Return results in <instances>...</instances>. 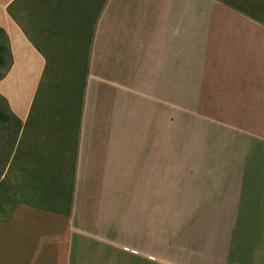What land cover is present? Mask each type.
<instances>
[{
	"label": "crops",
	"instance_id": "0c3cea01",
	"mask_svg": "<svg viewBox=\"0 0 264 264\" xmlns=\"http://www.w3.org/2000/svg\"><path fill=\"white\" fill-rule=\"evenodd\" d=\"M0 34V264H264V0H0Z\"/></svg>",
	"mask_w": 264,
	"mask_h": 264
},
{
	"label": "rangeland",
	"instance_id": "374dc122",
	"mask_svg": "<svg viewBox=\"0 0 264 264\" xmlns=\"http://www.w3.org/2000/svg\"><path fill=\"white\" fill-rule=\"evenodd\" d=\"M229 1V0H225ZM0 43L2 46H5V39L0 34ZM1 61H0V77L5 72L8 63L9 57L7 54V50L4 49L0 51ZM74 70V69H73ZM71 67L67 70H48L46 73V83L43 85L42 92H44L43 100H45V110L54 111L53 113H59V111H64L66 113L70 112L71 105H73L74 109L76 106L77 96L76 92H73V85L70 83L71 77H74V71ZM73 75V76H72ZM69 78V80H68ZM65 82V83H64ZM67 99L71 102H66ZM59 110V111H57ZM60 114V113H59ZM58 114V115H59ZM53 122L52 128L53 132L63 126L62 119H54L51 118ZM57 123V124H56ZM19 124L16 121L12 120L7 115V107L3 99L0 98V175L4 174L5 162L11 153L14 144L19 146V150L25 145L26 139V129L23 131L24 126L19 128ZM56 167H49V170H55ZM206 170V177H208V170L212 168H199ZM180 217L178 215L173 216V220H166L165 216H159V223L165 224L166 222L176 224L180 221Z\"/></svg>",
	"mask_w": 264,
	"mask_h": 264
},
{
	"label": "trees",
	"instance_id": "16d2710c",
	"mask_svg": "<svg viewBox=\"0 0 264 264\" xmlns=\"http://www.w3.org/2000/svg\"><path fill=\"white\" fill-rule=\"evenodd\" d=\"M4 47H5V49L7 50L6 43H5V46H4ZM4 47H3L2 44L0 43V51L3 50ZM7 54H8L9 60H10V55H9V53H8V50H7ZM1 59H2V58H1V56H0V61H1Z\"/></svg>",
	"mask_w": 264,
	"mask_h": 264
}]
</instances>
